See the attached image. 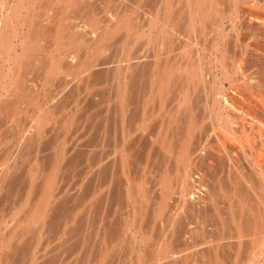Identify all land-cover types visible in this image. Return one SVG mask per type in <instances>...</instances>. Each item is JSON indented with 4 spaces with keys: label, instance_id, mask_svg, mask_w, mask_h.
Here are the masks:
<instances>
[{
    "label": "bare ground",
    "instance_id": "obj_1",
    "mask_svg": "<svg viewBox=\"0 0 264 264\" xmlns=\"http://www.w3.org/2000/svg\"><path fill=\"white\" fill-rule=\"evenodd\" d=\"M34 1L31 23L11 11L31 56L5 75L0 117L38 116L39 164L0 171V264H188L195 228L219 264L247 251L264 229V0H60L46 30ZM153 160L175 170L148 189Z\"/></svg>",
    "mask_w": 264,
    "mask_h": 264
},
{
    "label": "rangeland",
    "instance_id": "obj_2",
    "mask_svg": "<svg viewBox=\"0 0 264 264\" xmlns=\"http://www.w3.org/2000/svg\"><path fill=\"white\" fill-rule=\"evenodd\" d=\"M23 1V2H22ZM22 1H20V0H0V32H3V30H2V28L4 27V29H5V27H6V29L5 30H7V31H5L4 30V32L3 33H0V94H2L3 93V88H2V85H3V83L5 82V80H6V78H4L5 77V75H7L10 71V68H13L14 67V62H15V58L16 57H21V61H22V63L24 64V61L26 62V58H28L29 57V53H30V50L31 49H29V51H28V49H26V51L25 52H28V53H24V49L22 50V47L19 45L20 43L19 42H21V40L23 39V37H22V33H20L21 31H22V29H19V31L18 30H15L16 28H15V24H16V19H15V15H11V11H15L17 8H18V5H19V7L21 8L20 10H19V13H20V15H21V17H23L26 21L28 20L30 23H31V18H30V16H29V14L30 13H32V12H30V10L32 11V7H33V5L36 3L34 0H27V1H25V0H22ZM20 2V3H19ZM21 2H22V5H21ZM34 4H33V3ZM42 2L43 3H41V7H42V9H41V13H42V17L40 16V20H42V22L43 21H45V22H41L42 23V26H44L43 27V29H45L46 30V28L48 27V26H51L52 25V22H53V14H54V12H55V10H57L58 8H60L62 5H63V3L61 4L60 2V0H57V1H55V5H53V6H50V4H48L47 2H48V0H42ZM157 4H153V6H154V8L153 9H155L157 6H156ZM22 6H23V8H22ZM152 6V7H153ZM156 6V7H155ZM10 9V10H9ZM149 8L148 7H144V8H142L141 10H142V12H141V14H140V18H141V20H140V18H139V22H140V24L142 25V22L144 23V22H146L145 20H147V19H145V17L147 16V14H150L148 11H146V10H148ZM152 9V13L154 12V10ZM150 10H151V8H150ZM12 12V13H13ZM22 12V13H21ZM6 13H8L7 14V16H6ZM156 13V12H155ZM24 14H26V15H24ZM45 14V15H44ZM9 15L11 16V18L9 17ZM31 15V14H30ZM144 15H146V16H144ZM25 17H27V18H25ZM29 17V18H28ZM156 17V16H155ZM158 17V16H157ZM6 18V19H5ZM8 18V19H7ZM46 18H49L48 19V21L46 20ZM53 18V19H52ZM57 18V17H56ZM86 18V17H85ZM30 19V20H29ZM64 19V18H63ZM154 19V22L156 23V25H155V28L153 29L154 30V32L153 33H157V32H159L160 31V25H159V21H158V18H153ZM51 20V22H49ZM27 21V22H28ZM64 21V20H63ZM66 21L68 22V20H67V18H66ZM65 22V21H64ZM48 23H50L48 26H46ZM30 25H32V24H30ZM2 27V28H1ZM33 27V26H32ZM26 29H27V27H25ZM51 28V27H50ZM49 27H48V29H50ZM26 29H24V30H26ZM45 30H43L44 31V33H45V35H43L44 37H50V33H46V31ZM63 29H61V35L64 33V31H62ZM14 31H17V32H15L14 33ZM48 31V30H47ZM13 32V33H12ZM26 32V31H25ZM30 32H32V30L30 31ZM63 32V33H62ZM6 33V34H5ZM12 33V34H11ZM43 33V34H44ZM70 33L71 32H69V35H70ZM14 34H18V36H16V35H14ZM4 35H6V36H4ZM21 35V36H20ZM19 36H20V38H19ZM153 36H155L154 34H153ZM16 37H17V39H16ZM29 37H32V33L31 34H29ZM31 39V38H30ZM145 38L143 37V39L141 38L140 39V42H141V44L140 45H142V47H143V45H151L152 46V48H153V45L149 42V40L147 41V42H149L148 44H147V42L144 40ZM4 40V41H3ZM29 40V39H28ZM142 40L144 41V44H142ZM13 43H12V42ZM155 41H156V38L154 37L153 39H152V43L154 44L155 43ZM17 42V43H16ZM42 42H43V40H42ZM45 42V41H44ZM43 42V43H44ZM10 43H11V45L13 44V47H12V49H8V45H10ZM16 43V44H15ZM29 43L31 44V42L29 41ZM10 45V46H11ZM17 45V46H16ZM145 45V46H146ZM210 45V46H209ZM9 46V47H10ZM207 47H211V44L208 42L207 43ZM44 51H42V53H43ZM23 55V56H22ZM42 55V54H41ZM40 55V56H41ZM25 56V57H24ZM31 56V55H30ZM22 57H24L26 60H23L22 59ZM42 57V56H41ZM32 58V57H31ZM3 59V60H2ZM12 59V60H11ZM18 59V58H17ZM42 58H40V60H41ZM37 60V59H36ZM35 60V61H36ZM40 60H37L36 62V64H37V66H36V68L35 69H33L32 70V72H33V74H29L30 75V77L32 78L33 77V82H31V84L32 85H34V87L35 88H39V81H37L38 79V75H39V73H41L42 71H44V69H45V66H43V65H39V64H42L41 62H40ZM208 61V57L205 59V62H207ZM10 62V63H9ZM9 63V64H8ZM21 63V62H20ZM12 65H13V67H12ZM23 72V69H22V71H21V73ZM31 72V73H32ZM36 75V76H35ZM24 76V75H23ZM3 77V78H2ZM35 80V81H34ZM37 81V82H36ZM34 82H36V84L38 85V87L37 86H35L36 84L34 83ZM20 84V83H19ZM18 84V85H19ZM17 87V86H16ZM33 87V89H35ZM19 88V87H18ZM17 89V88H16ZM22 89V88H21ZM21 89H17V91L19 90V91H21V93H22V90ZM37 90H39V89H36V91H33V92H36L37 93ZM46 90H47V92H51V91H53L54 90V86L52 87V85H49L48 87H46ZM18 91V92H19ZM25 91V90H24ZM17 92V93H18ZM26 92V91H25ZM28 93V92H27ZM18 94H20V93H18ZM22 94H24V92L22 93ZM29 94V93H28ZM28 94H26V96H24L25 97V99H27V97L29 96ZM25 95V94H24ZM20 96H21V94H20ZM23 96V95H22ZM1 100V99H0ZM28 101V100H27ZM1 102V101H0ZM23 105H26L25 103H23ZM38 106V103H36V102H31V104H30V108L31 109H33V108H36ZM12 110H15V109H12L11 108V110L9 109L8 111H9V115L8 116H5V115H3V116H1L0 118V135L1 136H5V135H7V136H9V134L12 136V137H14L15 136V139L12 141V142H8V143H5L6 141H5V139H3V138H1L0 139V141L2 142H0L1 143V145H0V171H2V169L6 166V165H8L7 163H10L11 161H8L9 160V158L11 157V156H13V157H19V163H23V164H25L24 166L26 167V168H28L30 165H33V164H39V162L36 160V159H33V158H35V156H36V154L34 153L35 152V150L37 149V145L35 144V142L33 141V138H31V139H29L30 137H31V135L32 134H35V132L37 131V128H39V125H41V121L39 120V122H38V119H37V115L35 114V113H33V112H30V113H27V112H23V113H19L18 114V112L16 113V110L15 111H12ZM13 113V114H12ZM11 114V115H10ZM15 114H18V115H15ZM13 115V116H12ZM32 116H34L33 118H32ZM7 117H8V119H7ZM35 118L37 119V121L35 120ZM4 120V121H3ZM9 121V122H8ZM12 122V123H11ZM7 123V124H6ZM17 123V124H16ZM19 124V125H18ZM8 125H9V127H11L10 129L12 130H10L9 129V127H8ZM8 128H7V127ZM13 128V129H12ZM19 130V131H18ZM5 132V133H4ZM9 132V133H8ZM18 132H20V133H18ZM16 133V134H15ZM23 135L25 138V141H23V143L22 144H24L23 146H19V145H15V143L17 142L16 141V135H17V137H18V135ZM14 135V136H13ZM29 136V137H28ZM32 137H33V135H32ZM28 139H29V141H28ZM3 140V141H2ZM32 142H31V141ZM16 141V142H15ZM27 141V142H26ZM12 143H13V145L14 146H12ZM26 143H27V145H26ZM33 143V144H32ZM3 144H5V145H3ZM7 144V145H6ZM30 144V145H29ZM26 145V146H25ZM32 146V147H31ZM6 147V148H5ZM8 147V148H7ZM26 147V148H25ZM35 148V149H34ZM32 153H34V155L32 154ZM163 161V160H162ZM160 162V161H158V162H155V165H154V160L153 161H150L151 163L153 162V164H151L150 162H143V164H141V167L138 169L139 171H137V173L138 174H136V176H142V172H143V175L144 176H147L146 178H144V176H143V180H145L146 179V181L148 182V183H150V185L148 184L147 186H148V189H152V188H150V187H152L153 185H154V187H155V182H156V178L157 177H160V175L162 174V172L161 171H165V170H169V171H167V173H169L170 171H172V168L174 167L173 166V164H172V168L169 166L168 168H167V166H166V168H165V161H163V162ZM148 163V164H147ZM159 163V164H158ZM163 165H162V164ZM29 164V165H28ZM150 165H152V166H150ZM148 166V167H147ZM174 168H173V171L172 172H174ZM149 171V172H148ZM151 171H152V173H151ZM147 174V175H146ZM157 174V175H156ZM159 174V175H158ZM154 175V176H153ZM138 176V177H139ZM156 176V177H155ZM168 177H169V175H168ZM167 177V175H166V179L168 178ZM154 178V179H153ZM165 178V177H164ZM152 180V181H151ZM155 180V181H154ZM146 181H145V183H146ZM152 182H154V183H152ZM153 184V185H152ZM152 185V186H151ZM150 186V187H149ZM154 189V188H153ZM153 194V193H152ZM151 194V195H152ZM153 195H155V194H153ZM28 196V195H27ZM21 198H23L24 199V197H22V196H20ZM19 198V197H18ZM21 198H20V200H21ZM18 201H19V199H17ZM16 200V203H22V204H20V205H17L16 204V206H18L17 208H14V210L13 209H11V207H9V206H7L6 207V210H5V212L3 213L4 215H7L6 216V219H7V221H8V224H7V226H10L11 225V223H12V221H13V218H14V216H16V215H18V214H20L21 212H22V210H23V208L26 206V201H24V200H21V201H17ZM170 201H172V200H170ZM25 202V203H24ZM255 204V203H254ZM11 206V205H10ZM8 207H9V209H8ZM0 214H1V212H0ZM194 222L196 221V218L193 220ZM4 228V227H3ZM154 228H156V229H153V231H154V233H153V231L151 232V234L153 235V237H155L157 234H158V229H159V224L157 225H155V227ZM261 229V228H260ZM204 231V230H203ZM256 231V232H255ZM155 232H157V233H155ZM252 234V240H253V245H252V243L250 244V248L249 247H247L246 249H248L247 251L245 250V251H243L244 249L243 248H241L240 249V252H238V254L235 256V257H232L233 259H231L230 260V263L231 264H264V229L262 230L261 229V231L260 230H258V229H254V231L251 233ZM151 235V236H152ZM255 238V239H254ZM256 240V241H255ZM212 241V237H210V238H208V237H204V236H202V228L201 229H199V228H195L194 229V236H193V240H192V242H190V249L188 248V252H186L187 254H189L191 257H190V259H189V263L188 264H210V261H213V259H214V255H212V257H211V253H209V251H208V249H209V243ZM255 243H256V245H255ZM251 246H252V248H251ZM256 246V247H255ZM254 248V249H253ZM126 250H128V249H126ZM253 250V251H252ZM239 251V250H238ZM241 251H243V253L241 252ZM126 252H129V251H126ZM252 252V253H251ZM258 252V253H257ZM128 255H130L129 253H128ZM128 255H127V257H128ZM210 255V256H209ZM214 256V257H213ZM209 257V258H208ZM130 258V257H129ZM131 259H133L132 257L129 259V260H131ZM211 259V260H210ZM152 260V259H151ZM217 260V259H216ZM216 260L214 259V264L215 263H220V262H216ZM129 263V262H128ZM127 263V264H128ZM213 263V262H212ZM211 263V264H212ZM229 263V264H230ZM223 264V263H222Z\"/></svg>",
    "mask_w": 264,
    "mask_h": 264
}]
</instances>
